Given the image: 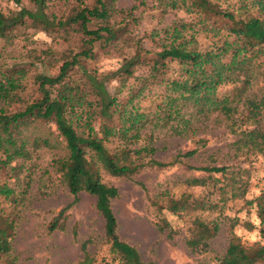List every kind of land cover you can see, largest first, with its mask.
<instances>
[{"label":"trees","instance_id":"1","mask_svg":"<svg viewBox=\"0 0 264 264\" xmlns=\"http://www.w3.org/2000/svg\"><path fill=\"white\" fill-rule=\"evenodd\" d=\"M8 1L21 5V0ZM118 1L29 0L30 8L17 12L0 9L3 48L12 45L20 29L27 28H52L61 40L76 47L61 52L53 48L33 52L30 57L35 63L58 66L55 74L34 76L38 98L30 102L20 96L27 88L24 84L27 71L14 65L4 66L0 53V174L6 170L30 172L26 167L33 153L40 147L54 148L53 133L48 128L54 126L61 139L56 144L63 147L59 148L62 155L53 160V168L73 197V203L81 193L95 198L114 260L118 264H156L143 261L135 247L119 238L111 207L118 190L102 181V172L112 178L131 179L145 168L165 169L181 157L193 156L195 151L167 163L156 160L153 133L166 129L179 137L191 134L194 122L211 113H219L229 122L230 132L236 136L231 145L237 155H264V0H238L225 9L214 0H153L165 15L182 12L194 16L190 22L178 19L152 31L146 39L151 38L153 50L146 48L143 37L130 32L138 22L135 8L122 9ZM24 17L34 23L28 26ZM212 19L230 22L232 27L227 28L228 34L220 44L200 49L196 41L199 32L217 35ZM96 44L130 50L117 70L109 75L111 79L117 78L121 87L133 80L124 103L109 92L106 83L110 79L98 78L82 65L94 59ZM172 64L178 66V74L174 76L170 74ZM225 86H230V90L220 93ZM157 89L160 92L153 93ZM149 95L160 100L153 113L143 112L138 105ZM236 117L245 127L237 128ZM148 127L152 130L147 131ZM108 144L115 146L111 149ZM189 169L210 176L191 178L187 185H212L221 195V201H225L227 194L235 198L246 189L243 182L216 188L211 175L227 173L226 167ZM27 177L30 181V175ZM28 187L29 182L22 195ZM14 192L7 182L0 185V198L18 204L20 200H16ZM215 207L218 203L212 206L206 198L196 199L190 194L168 201V209L175 216L190 217L185 243L190 253L209 251V243L219 231L218 222L194 214ZM255 208L258 232L264 238V193L255 199ZM66 209L52 220L50 232L64 230ZM157 229L169 237L174 233L164 219ZM14 230V220L0 212V258L7 257L4 264H16L10 256ZM72 234L76 236V229ZM80 250L82 259L74 264H93L88 242L81 243ZM216 261L217 264H264V243L246 245L231 233L226 251Z\"/></svg>","mask_w":264,"mask_h":264},{"label":"rangeland","instance_id":"2","mask_svg":"<svg viewBox=\"0 0 264 264\" xmlns=\"http://www.w3.org/2000/svg\"><path fill=\"white\" fill-rule=\"evenodd\" d=\"M74 1V0H73ZM90 2L91 0H83ZM222 9L231 7L238 0H214ZM118 7L122 9L135 8L137 25L131 28V34L144 38L147 49L155 48L151 38L146 39L154 30H161L178 19L192 21L194 16L182 12L163 14L156 8L153 0H142L138 4L135 0H119ZM29 0H21V5L12 1L0 0V9L19 11L30 8ZM24 22L31 26L34 22L24 17ZM216 25L217 35L201 31L196 35L200 49H207L214 44H220L228 34V27L232 24L224 20L212 19ZM152 42V43H151ZM76 48L73 43H66L60 39L57 31L50 28L20 29L12 45L3 48L0 43L1 62L4 66L14 65L27 71L24 81L26 90L20 94L24 101L38 98L34 76L36 74H55L57 63L44 65L35 63L30 56L33 52H40L53 48L58 52ZM94 59L83 62L82 65L98 78L110 79L106 85L122 103L127 99V88L133 83L129 79L125 87H121L117 78L109 77L117 70L122 59L130 52L128 48H113L96 44ZM175 71V73H174ZM139 74V73H137ZM172 76L178 74V66L172 64ZM230 86L220 89V93L230 90ZM120 90V92H118ZM158 90V89H157ZM160 92L154 90L153 93ZM155 95H149L138 102L143 112L153 113L158 103ZM237 128L245 127L236 117ZM53 133L51 146L40 147L33 153V158L27 164L30 172L12 173L4 171L0 174V185L7 182L15 190L16 200L0 198V212L15 222V230L11 239V253L16 264H74L82 259L80 245L88 242V253L93 258V264H118L109 252V245L104 237V221L96 210L95 198L81 193L77 202L64 184L59 181L53 168V160L62 155L56 144L61 139L57 136L54 126H48ZM193 133L179 137L168 130H155L154 145L157 152L154 158L160 162H170L176 156L195 151L191 157H181L173 166L165 169L145 168L131 179L112 178L102 172V181L117 188L118 197L111 202L114 216L117 219L119 238L135 247L145 262L156 264H217L228 246L231 233L236 235L246 245L256 242L264 243V238L258 232L259 221L256 217L255 199L264 193V155H237L231 145L236 136L230 132L229 122L219 113H211L207 117L194 122ZM148 129V130H147ZM146 130H152L148 127ZM146 132V131H145ZM114 148L115 144H108ZM226 167L225 174H212V181L216 188L222 184L240 185L246 188L243 194L232 198L227 194L221 201V195L212 185L192 187L187 185L191 178H208L207 173L197 172L189 168ZM30 175V181H28ZM20 180V182H19ZM218 182H217V181ZM29 182L27 193L26 183ZM229 189V188H228ZM182 194H190L196 199H207L213 210L197 212L194 215L206 221H217L219 231L210 241L209 251L205 254H192L185 243L190 225L189 216L178 218L168 209V201H177ZM67 208V220L64 230L50 232L48 227L57 214ZM166 220L174 233L171 237L166 232H159L157 224ZM76 229V236L72 231ZM7 257L0 258L4 264Z\"/></svg>","mask_w":264,"mask_h":264}]
</instances>
